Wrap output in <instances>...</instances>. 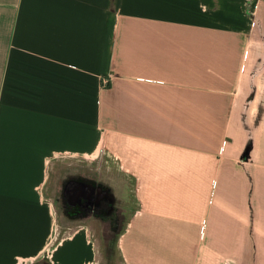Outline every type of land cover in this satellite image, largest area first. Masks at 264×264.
Returning a JSON list of instances; mask_svg holds the SVG:
<instances>
[{
	"label": "crops",
	"instance_id": "1",
	"mask_svg": "<svg viewBox=\"0 0 264 264\" xmlns=\"http://www.w3.org/2000/svg\"><path fill=\"white\" fill-rule=\"evenodd\" d=\"M105 149L136 190L121 219L77 173ZM78 180L95 206L58 200ZM108 245L264 264V0H0V264H109Z\"/></svg>",
	"mask_w": 264,
	"mask_h": 264
},
{
	"label": "rangeland",
	"instance_id": "2",
	"mask_svg": "<svg viewBox=\"0 0 264 264\" xmlns=\"http://www.w3.org/2000/svg\"><path fill=\"white\" fill-rule=\"evenodd\" d=\"M111 131L114 132V130H111ZM112 153L114 152L111 151V153H107V150L105 149L104 154L102 156V162L100 161V157L97 156L95 153L90 154L89 156L92 157L93 159L92 160L89 159L88 161L79 162L81 165L77 166V173L78 175H83L87 179H92V181H94L97 184L102 185V183H106L107 185L111 187V189H113V191L117 195L115 213L117 212L121 219V216L125 214L126 212H128L129 208L133 206V202H134L133 194H134V191L136 190L133 186V181H132V178H130V176H123V175L119 176L118 174H116L117 172L116 170H114L116 168L114 167V164L117 159L115 158V156H113ZM107 165H110V170H112L111 175L114 173V176H111V175L105 176L104 171L106 170ZM100 170H102L101 174L99 172ZM62 202L66 203V201H62ZM97 225L100 231H103L104 233H107L111 235L112 237H114L115 234H117V231L119 229L118 226H116L115 229H112L110 228V226H108L109 227L108 229L106 224L99 223V222ZM116 237L117 236H115V238L112 240L110 245L113 244ZM110 245H108V248H110L109 252L111 254V257L107 258L109 264H124L121 260L118 250L116 249L115 251H113L114 249H112ZM112 246L114 247V245Z\"/></svg>",
	"mask_w": 264,
	"mask_h": 264
},
{
	"label": "flooded vegetation",
	"instance_id": "3",
	"mask_svg": "<svg viewBox=\"0 0 264 264\" xmlns=\"http://www.w3.org/2000/svg\"><path fill=\"white\" fill-rule=\"evenodd\" d=\"M84 183L83 181H70L66 182L62 187L61 196L58 198L60 201H66L68 205H74L79 203L80 206L84 208H91L95 206L96 194L95 189L88 193V195L81 196V193H84ZM92 205V206H91Z\"/></svg>",
	"mask_w": 264,
	"mask_h": 264
},
{
	"label": "built area",
	"instance_id": "4",
	"mask_svg": "<svg viewBox=\"0 0 264 264\" xmlns=\"http://www.w3.org/2000/svg\"><path fill=\"white\" fill-rule=\"evenodd\" d=\"M113 154V156H115V158H116V154H115V152L114 153H112ZM117 159V158H116Z\"/></svg>",
	"mask_w": 264,
	"mask_h": 264
}]
</instances>
